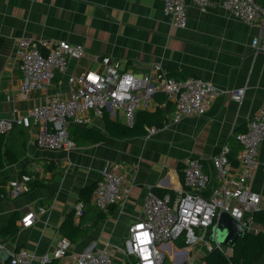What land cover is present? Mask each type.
<instances>
[{"label":"crops","instance_id":"crops-1","mask_svg":"<svg viewBox=\"0 0 264 264\" xmlns=\"http://www.w3.org/2000/svg\"><path fill=\"white\" fill-rule=\"evenodd\" d=\"M256 1L264 4V0ZM163 6V0H0V117L26 113L42 103L47 93L67 95L71 75L102 67L95 62V55H110L119 59L125 69L136 72L160 62L179 80L200 77L223 89L247 86L242 102L223 94L216 97L206 113L180 122L172 121L174 104L158 91L156 109H163L166 118L162 125H155L157 131L152 135L147 134L150 125H145L146 134L134 136L107 132L104 118L125 124L122 111L115 118L108 112L92 115L89 123H71V135L75 126H88L105 133L104 140L76 145L70 151L39 147L35 142L36 127H26L29 138L24 156L0 169V180L9 181L22 172L31 178L28 191L0 200V231L13 214H17L19 226L12 236L0 233V242L6 249L26 247L42 254L51 251L59 238L67 237L70 250L56 259V264H73L79 252L101 248L110 252L113 264H133L121 248L129 226L143 215L149 192L176 198L184 188L182 167L189 157L201 159L204 170L212 177L211 186L215 179L212 158L221 144L240 146L235 134L246 129L264 97V43L259 47L253 44L255 38L264 39V27L223 9L203 11L193 3L188 4L185 25L179 26L164 13ZM22 37L81 44L85 53L69 61L67 72L57 74L48 91L34 90L25 97L20 90L23 73L17 60ZM258 160L250 186L261 197L256 215L261 220L256 219L264 229V140ZM115 162L126 163L123 171L124 186L130 189L128 195L108 210L91 202L78 215L80 191L95 186L106 165ZM74 210L73 217L68 218ZM26 211L35 213L28 227L20 221ZM180 239L161 246L165 259L169 255L170 264H200L201 258L195 252L181 258L176 249L185 245L178 244ZM3 251L6 250L0 252V264L6 263ZM255 264H264V256Z\"/></svg>","mask_w":264,"mask_h":264},{"label":"built area","instance_id":"built-area-1","mask_svg":"<svg viewBox=\"0 0 264 264\" xmlns=\"http://www.w3.org/2000/svg\"><path fill=\"white\" fill-rule=\"evenodd\" d=\"M164 13L171 15L173 23L183 26L187 20L188 4L193 3L203 11L223 9L248 23H259L264 27V4L256 0H163ZM264 39L255 38L257 47ZM85 53L81 44L64 40L35 39L22 37L17 48V60L23 73L21 93L28 97L34 90H45L52 86L57 74L67 72L71 59H80ZM100 69L89 68L68 78L70 90L67 95L47 93L45 100L22 115L11 118L0 117V134L8 133L15 122L35 126L36 144L41 148L64 149L76 147L70 132L71 123L86 124L91 116H102L108 112L115 118L122 111L124 122L132 127L137 112L156 109L155 94L163 91L174 104L171 113L173 122L206 113L211 103L220 95L242 102L247 86L223 89L211 80L200 77L176 79L160 62L148 65L143 71L125 69L121 61L110 55L94 56ZM157 127H147L152 135ZM240 144L237 162L229 154V142L221 144L212 158L215 179L204 170L201 159L189 157L184 160L182 175L184 188L176 198L170 194L159 196L153 191L147 195L144 212L129 226L122 251L133 264H164L165 255L161 246L183 238L185 246L176 249L181 258L195 252L204 264L203 256L217 250L226 256L233 253L232 246L221 245L207 239L210 228L222 211L228 212L249 233H259L262 225L256 219L261 197L252 190L250 181L259 166L258 151L264 140V97L260 108L249 118L246 129L235 134ZM126 163L106 165L96 182L91 202L101 210H108L129 193L126 188ZM132 169L131 166H128ZM30 176L25 173L9 180L2 198L18 196L29 190ZM84 203L76 204V213H83ZM41 210H44L41 208ZM35 213L26 211L21 217L23 226L34 222ZM71 241L67 237L57 240L54 248L37 254L26 247L8 250L0 242V252L10 254V264H47L67 255ZM73 264H113L110 252L105 249H86L75 255Z\"/></svg>","mask_w":264,"mask_h":264},{"label":"trees","instance_id":"trees-1","mask_svg":"<svg viewBox=\"0 0 264 264\" xmlns=\"http://www.w3.org/2000/svg\"><path fill=\"white\" fill-rule=\"evenodd\" d=\"M169 75H172L168 71ZM163 92V91H159ZM166 115L163 109L158 108L155 111L141 110L136 116V122L132 127L126 126L123 123L111 120L105 117V127L107 132L116 136H134L138 134H146L145 125H162ZM77 145H90L104 140L105 133L98 131L88 126H75L72 132ZM29 138L28 128L15 122L12 129L6 134H0V169H3L7 162H16L20 160L24 154ZM240 150V146H233L229 154L233 162H237L236 154ZM25 174L20 173L18 177ZM8 180H0V200L1 194L5 193V184ZM29 185L31 182L29 181ZM94 185L84 187L80 193L79 198L84 203V206L92 204L91 194ZM154 192V191H153ZM157 195L162 193L154 192ZM260 212V210L258 211ZM257 212V213H258ZM75 210L70 213L68 218L73 217ZM257 215V214H256ZM102 213L100 214L101 217ZM259 220L261 218L257 217ZM17 214H13L9 222L1 229L0 233L6 236L15 234L19 226L16 224ZM180 246L185 245V241L181 238L178 242ZM264 256V229L259 233L246 232L243 236L239 237L231 256H226L220 251L212 250L203 256L204 264H255ZM5 264H10V258L6 260ZM47 264H56V259Z\"/></svg>","mask_w":264,"mask_h":264},{"label":"water","instance_id":"water-1","mask_svg":"<svg viewBox=\"0 0 264 264\" xmlns=\"http://www.w3.org/2000/svg\"><path fill=\"white\" fill-rule=\"evenodd\" d=\"M246 233L243 226L228 212L222 211L214 225L210 228L209 237L221 245L234 247L238 238ZM2 257L6 261L10 258L7 251H3Z\"/></svg>","mask_w":264,"mask_h":264},{"label":"rangeland","instance_id":"rangeland-1","mask_svg":"<svg viewBox=\"0 0 264 264\" xmlns=\"http://www.w3.org/2000/svg\"><path fill=\"white\" fill-rule=\"evenodd\" d=\"M207 239H208V240H211L210 237H209V235L207 236ZM211 241H213V240H211ZM171 262H172V261L170 260L169 255H167V256H166V259H165V261H164V264H170Z\"/></svg>","mask_w":264,"mask_h":264}]
</instances>
